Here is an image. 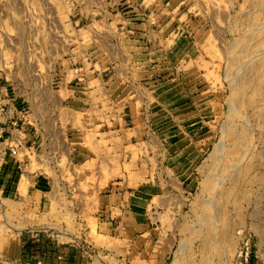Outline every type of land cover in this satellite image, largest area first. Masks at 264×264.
I'll use <instances>...</instances> for the list:
<instances>
[{
  "label": "rangeland",
  "instance_id": "1",
  "mask_svg": "<svg viewBox=\"0 0 264 264\" xmlns=\"http://www.w3.org/2000/svg\"><path fill=\"white\" fill-rule=\"evenodd\" d=\"M131 61L149 62L145 75L158 80L148 95L133 92L134 111L145 102L147 139L166 120L207 143L192 194L150 197L135 150L129 193L118 207L108 200L112 213L83 212L108 168L69 172L64 156L56 168L67 170L41 198L35 175L50 168L23 148L20 127H33V112L46 121L50 107L55 141H66L69 91L88 81L106 111L131 89L112 82L132 75ZM165 232L173 247L157 241ZM0 264H264V0H0Z\"/></svg>",
  "mask_w": 264,
  "mask_h": 264
},
{
  "label": "crops",
  "instance_id": "2",
  "mask_svg": "<svg viewBox=\"0 0 264 264\" xmlns=\"http://www.w3.org/2000/svg\"><path fill=\"white\" fill-rule=\"evenodd\" d=\"M131 52H128V54ZM150 66V63L146 61L136 63L131 61L126 67H123L130 74L132 71L133 76L123 73L122 77L112 79V82H118L116 85L128 86L131 89L128 90L125 96L118 95L115 100L111 99V101H108L106 103L108 107H105L106 111L102 110V105L101 107L96 105V97L91 98L90 92L95 89L87 90L88 85H90L88 81L85 80L82 83L84 87L87 86L85 87V92H82V87L80 86L72 88L73 90L69 91L70 95L61 101L63 113L61 123L66 133V141L60 144L55 141L56 136L52 134L54 128L52 121L54 122L56 118H51L53 110L50 107L47 109V114L49 115L46 121L43 115L33 112L32 125L34 128L28 129V127H25L24 129L23 126L20 127L23 139H27V142H25L26 146L24 145L23 148L31 151V156L36 157L39 167L44 165V167L50 168L49 175H42V172H37L35 175L38 183L37 194L41 198H45V196L50 194L51 185L60 181V175H63L67 169L69 172L78 170L86 176L89 171H96L98 167L105 165L110 174L106 180L107 184L100 190L97 188L95 193L96 201L85 202L83 212L97 214L98 217L109 211L112 213L114 208L112 204H108V200L113 199L114 202L118 200V202L114 203V206L118 207L119 199L124 195H128V182L131 176H134V169H130L129 172L125 171L124 168L127 166L129 169L136 162L140 166H145L144 169L135 172L140 174L139 176L143 179V184H141L140 188L144 192H149L150 197L151 195L158 196L162 201L163 196L192 194L191 192L196 182V167L200 153L208 149L207 143L204 140H201V142L197 141L198 137L193 138L195 133L192 125H169L167 127L166 120L163 123L164 128H160L158 136L153 132V135H155L153 136V142L147 139V136L151 135L152 137V134L146 120L147 110L143 106L145 102L140 104V108L137 111H134L133 108L137 102L133 99V92L137 87L142 90L144 95L145 93L148 95L150 85L158 81L155 80L153 82L150 77L145 75L151 73ZM136 71L137 77H135ZM121 81L123 82L121 83ZM90 113L91 118L94 117V122L88 124L87 116ZM193 114L198 115V112L188 111L184 116L189 115L192 118ZM76 116L81 118L79 124L75 122ZM104 116L111 119L109 125L97 129V127L101 126L100 119H103ZM172 127L177 128L176 131L178 132L177 134L180 133L179 136H167L168 129H172ZM31 130H35L32 135L28 133ZM83 130L96 136V140L90 144L81 140L85 136V131L83 132ZM103 135L105 136V145L103 142L100 143ZM28 142L29 145L27 144ZM135 150L138 151L136 153V162L134 159ZM61 156H64L68 162L65 171H60L56 168V161ZM62 171L63 173L61 174ZM66 179L69 181L67 174H65L64 180ZM54 194L56 195V193ZM81 195L89 199L94 198V193L92 192L80 194L79 198H81ZM72 197V195H69L71 201L68 203L71 206L70 209L74 211L78 207V202L72 200ZM157 241H160V244H165L169 241L172 247L175 245L173 235L168 232H165V235L159 237Z\"/></svg>",
  "mask_w": 264,
  "mask_h": 264
},
{
  "label": "trees",
  "instance_id": "3",
  "mask_svg": "<svg viewBox=\"0 0 264 264\" xmlns=\"http://www.w3.org/2000/svg\"><path fill=\"white\" fill-rule=\"evenodd\" d=\"M27 252H30V245L26 246V249H25Z\"/></svg>",
  "mask_w": 264,
  "mask_h": 264
},
{
  "label": "built area",
  "instance_id": "4",
  "mask_svg": "<svg viewBox=\"0 0 264 264\" xmlns=\"http://www.w3.org/2000/svg\"><path fill=\"white\" fill-rule=\"evenodd\" d=\"M245 257H247V253L245 254Z\"/></svg>",
  "mask_w": 264,
  "mask_h": 264
}]
</instances>
